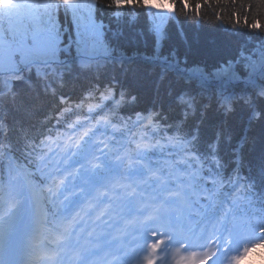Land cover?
<instances>
[{"label": "snow or ice", "instance_id": "6c2138e0", "mask_svg": "<svg viewBox=\"0 0 264 264\" xmlns=\"http://www.w3.org/2000/svg\"><path fill=\"white\" fill-rule=\"evenodd\" d=\"M213 2L229 0L0 3V264H242L264 248V147L244 174L247 138L227 124L238 109L249 125L264 124V0L240 4L251 14L244 27L257 35H245L256 46L211 67H189L175 49L163 53L170 25L183 36L177 6L185 16L194 12L198 26L201 8ZM232 17L239 25L240 14ZM141 18L150 70L186 82L170 91L171 120L155 105L138 110L126 72L108 71L109 64L123 69L115 41ZM37 80L50 115L39 128L9 124V105ZM77 87L73 107L65 90ZM97 92L135 114L139 141L100 112L81 119L83 100ZM209 111L222 117L210 135ZM37 189L50 208L41 210Z\"/></svg>", "mask_w": 264, "mask_h": 264}, {"label": "trees", "instance_id": "16d2710c", "mask_svg": "<svg viewBox=\"0 0 264 264\" xmlns=\"http://www.w3.org/2000/svg\"><path fill=\"white\" fill-rule=\"evenodd\" d=\"M4 2L5 0H0V3ZM195 2L196 0H192L193 5ZM241 2L247 3L248 0H237L235 6L230 0L226 4L223 2L205 4L200 10L198 26H194L197 24L195 13H188L185 16L181 6L178 5L175 15L183 25V36L180 34V25H170V38L163 49V53L167 55L170 49H175L181 60L187 59L189 67L194 65L211 67L237 55L244 48L256 46L258 42L249 40L245 35L255 36L257 33H249V30L244 27L243 16L248 15L251 19V14L240 7ZM234 10L240 14L239 25L235 23L232 17ZM217 14H220V20H217ZM146 23L148 22L141 18L134 27L123 29L124 35L115 43L122 50L123 56L129 60H124L123 69L119 64L115 68L109 64L108 71L109 73L115 72L117 75L122 71L126 72L127 83L131 91L139 98V103L136 106L138 110L155 105L157 111L163 110L171 120L177 116V113L169 109L170 91L186 86L184 84L186 82L182 81L172 71H169L166 77L161 79L159 75L161 69L150 70L151 66L146 63V59L153 55L152 43L151 40L146 41L141 35ZM234 67H237L239 72L244 71L242 66ZM33 79H36L34 73ZM14 83L19 84V81H14ZM192 83L191 88L198 90L199 84ZM240 87L242 88V86ZM70 90L77 98L80 96L79 87L66 89L65 92ZM117 99H119L118 96ZM48 101L49 99L40 91V81L37 80L31 90L25 89L21 92L16 106L9 105L8 123L22 122L26 128L32 126L36 120H42L43 123L45 117L51 112ZM0 108H3V105H0ZM120 108V115L123 117L129 115V108L122 106ZM221 119L222 117L217 113L209 111L205 120V133L210 135L212 125ZM227 124L234 137L247 138L246 162L243 169V173L247 174L249 171L248 163L251 162L252 165H255L261 149L264 147V124L253 121L249 125L247 114L239 109L228 118ZM247 262L246 264H264V248H258V253H252Z\"/></svg>", "mask_w": 264, "mask_h": 264}, {"label": "bare ground", "instance_id": "6f19581e", "mask_svg": "<svg viewBox=\"0 0 264 264\" xmlns=\"http://www.w3.org/2000/svg\"><path fill=\"white\" fill-rule=\"evenodd\" d=\"M126 60H129L128 58H126ZM80 97V96H79ZM48 103H49V101H48ZM50 104V103H49ZM103 104V107H101L100 109H99V106L100 105H102ZM112 105H113V103H112V101H111V103H108V104H105V103H100V102H97V103H94V106L95 107H97L98 109H99V111H100V113L102 114V115H105V116H112V114H113V112H114V108H112ZM122 107H124V106H122ZM117 109V108H116ZM51 113V112H50ZM135 115L134 113H132L131 112V110H130V113H129V115ZM118 119V118H117ZM119 121H121L120 119H118ZM32 121H34V120H32ZM40 123H42V120H36L34 123H33V125L32 126H34L35 128H37V127H39L40 126ZM142 128H134L133 127V124H132V126H131V130H132V132H134L136 135L137 134H139V132H140V130H141ZM113 250H114V248H113Z\"/></svg>", "mask_w": 264, "mask_h": 264}, {"label": "rangeland", "instance_id": "374dc122", "mask_svg": "<svg viewBox=\"0 0 264 264\" xmlns=\"http://www.w3.org/2000/svg\"><path fill=\"white\" fill-rule=\"evenodd\" d=\"M171 72V71H170ZM172 73H174V74H176L174 71H172ZM241 82V81H240ZM192 83V82H191ZM187 84L188 86H190V85H193V83L192 84ZM184 84H186V83H184ZM198 84V83H197ZM215 86V85H214ZM190 87H192V86H190ZM37 193V192H36ZM38 194V193H37ZM39 207L41 208V210H43V207H42V203L40 202V198H39Z\"/></svg>", "mask_w": 264, "mask_h": 264}]
</instances>
